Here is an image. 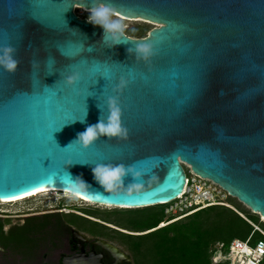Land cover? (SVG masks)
Instances as JSON below:
<instances>
[{
  "label": "water",
  "instance_id": "obj_1",
  "mask_svg": "<svg viewBox=\"0 0 264 264\" xmlns=\"http://www.w3.org/2000/svg\"><path fill=\"white\" fill-rule=\"evenodd\" d=\"M95 2L0 0V46L20 60L14 75L0 69V199L51 188L164 205L185 188L183 161L264 218V0H104L159 24L113 47L75 12ZM141 42L156 49L149 63L127 51ZM111 96L126 137L74 142L106 119Z\"/></svg>",
  "mask_w": 264,
  "mask_h": 264
},
{
  "label": "flooded vegetation",
  "instance_id": "obj_2",
  "mask_svg": "<svg viewBox=\"0 0 264 264\" xmlns=\"http://www.w3.org/2000/svg\"><path fill=\"white\" fill-rule=\"evenodd\" d=\"M56 199L55 205L0 217V264H150L138 258L129 240L150 236L170 221L165 216L149 229L133 219L142 216L137 212L123 213L127 219L120 222Z\"/></svg>",
  "mask_w": 264,
  "mask_h": 264
},
{
  "label": "trees",
  "instance_id": "obj_3",
  "mask_svg": "<svg viewBox=\"0 0 264 264\" xmlns=\"http://www.w3.org/2000/svg\"><path fill=\"white\" fill-rule=\"evenodd\" d=\"M238 208L210 206L171 222L150 236L129 242L135 245L139 259L149 253L157 254L155 264H210L211 248L216 242L229 244L234 239L246 240L254 230L253 224L264 230L258 214L241 211L244 209H240V205ZM154 210H159L155 216L142 215L133 219L143 222L149 229L158 227L165 220L164 207ZM253 238L260 239L262 234L256 231Z\"/></svg>",
  "mask_w": 264,
  "mask_h": 264
},
{
  "label": "clouds",
  "instance_id": "obj_4",
  "mask_svg": "<svg viewBox=\"0 0 264 264\" xmlns=\"http://www.w3.org/2000/svg\"><path fill=\"white\" fill-rule=\"evenodd\" d=\"M88 20L95 26L103 29L102 41L107 47H113L124 42L125 25L123 24V17L118 16L113 5L105 3L104 0H96L91 8L88 9ZM130 56H134L137 61H144L149 63L151 57L156 54L154 45L149 42H141L135 45L134 48L127 49ZM35 65V61L32 62ZM20 60L17 59V48L11 44H4L0 46V69L10 75H14L18 69ZM80 80L78 72L67 75L64 78V83L68 87H74ZM129 81L124 77L120 78L113 91L119 92L127 87ZM108 115L105 118L102 116L97 124L88 126L86 130L78 134L74 142H79L83 147L87 148L99 135L113 137H126L127 129L122 128L119 123L120 105L119 97L111 96L107 100ZM107 120V123H105Z\"/></svg>",
  "mask_w": 264,
  "mask_h": 264
},
{
  "label": "built area",
  "instance_id": "obj_5",
  "mask_svg": "<svg viewBox=\"0 0 264 264\" xmlns=\"http://www.w3.org/2000/svg\"><path fill=\"white\" fill-rule=\"evenodd\" d=\"M181 162L186 169V185L182 194L166 204L165 216L170 219L169 223L210 206L233 208L228 200L230 194L221 185L196 174L190 165ZM3 203V199H0V217L6 214L1 208ZM253 226L254 230L246 240L234 239L229 244L216 242L211 248L210 264H263L264 230L256 224ZM256 231L262 234V238H253Z\"/></svg>",
  "mask_w": 264,
  "mask_h": 264
},
{
  "label": "rangeland",
  "instance_id": "obj_6",
  "mask_svg": "<svg viewBox=\"0 0 264 264\" xmlns=\"http://www.w3.org/2000/svg\"><path fill=\"white\" fill-rule=\"evenodd\" d=\"M75 12L81 17L88 18L89 13L83 11L81 8L78 10L75 9ZM129 19L131 20L123 19L122 21L123 24L125 25L124 32L127 35H130L136 38L147 37L149 35V32L152 29L159 26V24L155 22H151L149 20H145L142 18H129ZM56 198L63 199L62 202L71 204L72 207H77V209H80L83 212L98 211L100 213H103L104 216L105 214H111V215H106V216L111 217L112 219L118 220L120 222H123L125 219H127L126 216L123 215V213L128 210H131V212L140 213L142 215H149L151 211H153L154 209H160L161 207H164V210H165L167 207V206L156 205V206L143 207V208H137V209H126V208L115 207V206L114 207L104 206V205H99V204H90V203L84 202L83 200H79V199L69 198L67 196H64L62 192H58V193H53V194L51 193L43 194V195L41 194L38 196H34L32 198L29 197L27 199H24L19 202H15V203L14 202L13 203H3L1 208L4 209V211H6L8 215H12L14 213H21L24 211H29V209L31 208H39L43 206L46 207L50 205H55L57 204ZM228 200L230 202V205H232L234 209L238 208V206L240 205V209H244L241 211H251L246 205H244L243 203H241L240 201H238V199L234 197L230 196ZM251 213H254V212L251 211ZM241 215L245 217L244 213H241ZM259 218H260V221L264 223V218L260 215H259ZM209 254H210V250H209ZM157 258H158L157 254L149 253L148 256L144 258V261L150 264H155Z\"/></svg>",
  "mask_w": 264,
  "mask_h": 264
},
{
  "label": "bare ground",
  "instance_id": "obj_7",
  "mask_svg": "<svg viewBox=\"0 0 264 264\" xmlns=\"http://www.w3.org/2000/svg\"><path fill=\"white\" fill-rule=\"evenodd\" d=\"M82 9L83 11L85 12H88V8H85V7H82V6H77L76 7V10L78 9ZM117 14V13H116ZM118 15V14H117ZM118 16H121V15H118ZM123 17V19H126V20H131L127 17H124V16H121ZM58 191H60L59 189H51V188H45V189H40V190H37V191H34V192H31L27 195H24V196H20V197H17V198H12V199H3L4 203H15V202H19L21 200H24V199H27L29 197H34V196H38V195H43V194H53V193H58ZM63 194L67 197H70V198H73V199H77V198H80L81 200L83 199L84 201L90 203V204H99V205H104V206H112L114 207L113 205H105V204H100V203H95L93 201H90L88 200L87 198L81 196V195H78V194H73V193H70V192H63ZM115 207H118V206H115Z\"/></svg>",
  "mask_w": 264,
  "mask_h": 264
}]
</instances>
